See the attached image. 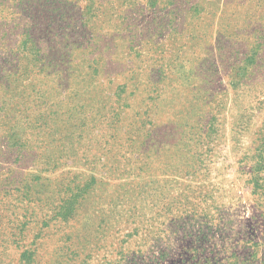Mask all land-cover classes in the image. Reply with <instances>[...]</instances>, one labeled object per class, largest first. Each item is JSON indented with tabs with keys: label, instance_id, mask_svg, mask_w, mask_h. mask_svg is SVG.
<instances>
[{
	"label": "rangeland",
	"instance_id": "374dc122",
	"mask_svg": "<svg viewBox=\"0 0 264 264\" xmlns=\"http://www.w3.org/2000/svg\"><path fill=\"white\" fill-rule=\"evenodd\" d=\"M0 264H264V0H0Z\"/></svg>",
	"mask_w": 264,
	"mask_h": 264
}]
</instances>
